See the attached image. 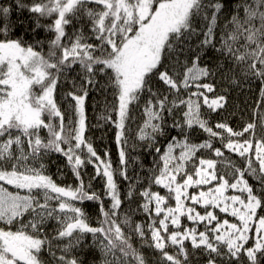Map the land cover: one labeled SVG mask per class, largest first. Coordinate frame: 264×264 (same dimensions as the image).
Listing matches in <instances>:
<instances>
[{"label":"snow or ice","instance_id":"6c2138e0","mask_svg":"<svg viewBox=\"0 0 264 264\" xmlns=\"http://www.w3.org/2000/svg\"><path fill=\"white\" fill-rule=\"evenodd\" d=\"M16 3L25 7L20 0ZM88 3L98 8H87ZM209 7L214 9L210 15ZM222 8L219 2L206 5L204 0H34L30 12L53 18L47 28L55 38L45 55L9 38L11 8L0 6V264H45V252L56 264H80L71 252L84 234L92 235L105 257L103 264H147L133 245V235L159 253V264H187L185 241L207 252L208 264H216L213 254L227 256L232 264H243L244 257L248 264H259L258 254L264 257V215L258 214L264 212V0H241L218 36ZM81 10L91 20L98 43L87 42L82 33L64 42L69 15L76 17ZM194 18L206 21L196 45L199 51L190 61L173 58L181 45L197 35ZM206 48L214 49L244 77L260 82L257 119L239 131L208 119L210 113L224 108L227 98L217 94L211 82L215 71L201 66ZM77 64L83 76L79 85L72 82L74 91L65 96L73 113L66 121L55 94L61 77ZM98 74L106 77L113 95L110 111L102 118L117 129L119 168L113 167L108 153L102 158L84 135L85 100ZM154 81L163 89L154 90ZM142 97L145 119L138 139L153 146L167 125L165 113L172 117L171 127L179 130L180 137L173 136L163 152L155 147L159 160L148 186L139 192L147 223H134L120 212L123 200L117 178L129 180L126 121L130 106ZM203 107L208 113L202 112ZM177 111L181 119H176ZM193 128L208 138L192 142ZM217 140L221 147L215 146ZM222 149L242 158L243 165L229 160L231 171L221 173L216 159L197 156L205 150L224 157ZM50 152L66 158L78 181L75 187L59 185L43 163L37 166ZM89 164L104 181L103 194L92 190L91 181L85 185L81 169ZM246 176L259 182V191ZM153 185L164 193L153 190ZM205 185L212 186L205 190ZM192 188L198 191L190 193ZM132 196L130 185L127 198ZM104 198L110 201L107 207ZM85 201L99 204V226L88 223L79 206ZM217 209L238 222L221 219ZM182 218L192 226H184ZM50 220L58 225L52 237L46 228ZM65 239L67 244L56 256L52 241ZM249 240L254 242L246 246Z\"/></svg>","mask_w":264,"mask_h":264},{"label":"trees","instance_id":"16d2710c","mask_svg":"<svg viewBox=\"0 0 264 264\" xmlns=\"http://www.w3.org/2000/svg\"><path fill=\"white\" fill-rule=\"evenodd\" d=\"M33 2L34 0H20V4L25 5V7H20L16 3V0H0V6L11 8V13L7 18V23L9 25V38L19 40L25 46L31 45L35 50L42 51L46 55L49 51L50 41L55 38V33L47 28V25L52 23L53 18L40 17L38 14L30 12L29 8ZM217 2L223 5L221 12L218 14V27L216 31L219 36L221 28L231 19V16L235 13L236 6L241 0H204L206 5H212ZM86 7L90 9L98 8L94 3H88ZM213 10L214 9L211 7L206 9L209 15ZM69 19L70 23L65 26V31L67 33V36L64 38L65 43L68 42V37L74 39V34L80 33L84 35L87 42L98 43L95 41L91 32V20L83 13V10L78 12L76 17L69 15ZM205 24L206 21L202 18H194V27L197 29V35H194L185 44L181 45L182 50H178L173 58L178 56L181 61H184L185 59L189 61L191 60L193 55L199 51L196 48V45L198 41L203 38L201 33ZM167 62L171 63V61ZM222 63L224 66L220 67ZM201 66H207L215 71V76L211 82L215 85L216 93L224 95L227 98L224 108L208 115L211 124L214 125L216 122H224L233 129L239 131L247 123L257 119L255 113L256 105L260 100L261 87L258 80L251 77H244L233 65L224 62L219 53L212 48L202 50ZM82 76L83 73L80 66L78 64L74 65L73 69L68 71L65 76L61 77V80L57 85L55 95L61 109L65 112L66 121L73 115V113L68 102L65 101V96L69 91H74L72 82L75 81L76 84L79 85ZM233 77H235V83H233ZM96 81L97 83L94 87H89L88 96L85 100L86 130L84 135L102 158H105V153H108L113 167L119 168L120 146H118L116 142L117 129L111 121H106L102 118L110 111L111 104L113 103V95L111 89L107 87L106 77L98 74L96 76ZM163 87L164 86L160 82H153L154 90L158 88L163 89ZM144 99L145 97H142L139 104L130 106L129 117L126 121L125 139L127 140V144L124 145V150L126 152V167L129 180H123L119 177L117 178L121 198L123 200L120 212L121 214L129 215L134 223H147V217L139 207L143 199L139 195V192L148 186L149 178L159 160V154L155 152V147H160L161 152H163L167 143L173 136L180 137L179 130L171 127L172 117H168L167 113H165L167 125L164 128L163 135L156 136V141L153 146H150L148 141H141L138 139L139 128L145 119L143 115ZM202 112L208 113V109L203 107ZM111 115L115 117V113H111ZM181 118L180 112L177 111L176 119ZM42 135L46 137V132L42 133ZM207 138V134L199 128H193L190 133V139L194 143H201ZM214 143L215 146L221 147L218 140ZM222 150L224 151V157L220 158L211 156V154L205 150L198 152L197 156L204 155L205 157L216 159L218 161L217 171L221 173L231 171L227 165V161L229 160L236 166L243 165L244 161L238 155L230 153L226 149ZM39 163L44 164L46 173L59 185H72L75 187L78 183L63 155L56 152H50L42 157V160L38 162L37 166ZM81 172L85 185L91 181L92 190L103 194L105 187L104 181L101 177L96 176L93 166L89 164L82 168ZM229 178L231 179L230 176ZM246 178L257 191L260 190V184L256 179L251 176H246ZM215 183L216 182L214 181V184ZM130 185L133 190V196L131 199H128L127 193ZM153 190L160 191L162 194L165 191L164 189L157 188L155 185H153ZM190 191H193V189ZM228 194L232 193L229 192ZM104 203L107 207L110 204V201L107 198H104ZM170 203L174 206V201H170ZM188 203L190 204V201ZM79 206L84 210L88 223L94 227L99 226L98 221L102 219L99 212V204L95 201H85ZM195 207L196 209H199H197V211H200L201 207L199 205H196ZM216 212L221 219H228L229 221L232 219L231 216L225 213H219L218 209ZM258 214L264 215V212L258 211ZM182 224L184 226H192L186 218H182ZM57 227V224L52 221L46 225L50 237L55 235V229ZM203 228L204 225L199 226V230H203ZM127 231L128 229L125 228V232ZM91 237V234H84L82 242L79 246L72 249L71 254L78 258L80 264H103L104 258L98 254V247L92 243ZM146 239H150V235L146 236ZM67 242V239L52 241L53 250L55 251L56 256L61 254L60 248L67 244ZM132 242L134 247L138 248L144 255L147 264H159V253L149 247L147 243L142 242L139 237H136L135 235H133ZM253 242V240H249V245L246 246L252 245ZM185 244L189 254L187 264H208L209 256L207 252L202 248L193 249L188 241H185ZM168 251L171 252L172 249L169 248ZM213 256L216 264H232L227 256L215 257V254H213ZM109 259H111L110 256ZM258 259L259 264H264V257H260L258 254ZM44 260L45 264H56V260L48 255L47 252L44 253ZM243 264H248L246 257H244Z\"/></svg>","mask_w":264,"mask_h":264},{"label":"rangeland","instance_id":"374dc122","mask_svg":"<svg viewBox=\"0 0 264 264\" xmlns=\"http://www.w3.org/2000/svg\"><path fill=\"white\" fill-rule=\"evenodd\" d=\"M213 184H214V181H213ZM212 185H205V186H202L205 190L208 188V187H211ZM193 189V191L194 192H197L198 191V189H196V188H192ZM192 189H189V192H193V191H190V190H192ZM196 206V205H195ZM194 206V207H195ZM198 209V208H197ZM199 210V209H198ZM200 212H204V209L203 208H201L200 209ZM53 222V223H55V224H57V222L55 221V220H50L49 222ZM48 222V223H49ZM230 222H238V221H236L235 220V218L234 217H232V219H230ZM203 224H201V226H202ZM58 226V225H57ZM200 226V225H199ZM91 241H92V243H93V238L91 237ZM98 247V246H97ZM98 254L100 255V256H103V258L105 259V257H104V255H103V253L100 251V249H99V247H98ZM108 259H109V257H108Z\"/></svg>","mask_w":264,"mask_h":264}]
</instances>
